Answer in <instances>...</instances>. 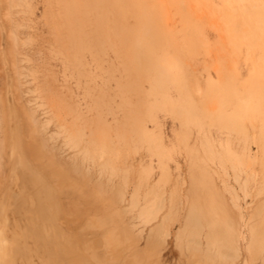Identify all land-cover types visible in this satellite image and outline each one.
<instances>
[{
  "label": "rangeland",
  "instance_id": "rangeland-1",
  "mask_svg": "<svg viewBox=\"0 0 264 264\" xmlns=\"http://www.w3.org/2000/svg\"><path fill=\"white\" fill-rule=\"evenodd\" d=\"M28 2L30 9L26 13L18 12L19 16L13 10L7 11L6 6L0 3V38L3 42L0 53V97L3 98L0 112L2 111L6 118L0 124V175H5L4 158L10 139L32 136L41 146L43 156L63 167L68 173L71 193L74 196L79 194L76 208L80 213L77 219H83L79 220L80 224L83 222L81 224L83 231L70 227V233L79 236L90 256L97 253L99 261L110 264H123L128 259L133 260L135 264H198L199 260L200 263L203 257L191 255L186 246L178 248L175 233L180 226L179 222L172 226L171 236L164 243H159L149 237V227H145L139 220V208H132L130 196L137 172L141 168L155 167L154 159L145 151L143 144L139 143L137 135V126L145 119V111L152 100L148 96L150 94L148 79L151 72L146 71L140 75L130 70L118 72L115 69L117 66H125L126 59L123 55L126 48L134 54L139 63L143 62L144 55L138 47L140 35L156 36L154 57H159L163 49L169 56L181 62L186 78V91L195 107L196 118V123L187 128L188 147L192 149L194 156L203 159L209 154L204 148V142H207L212 150L209 156L214 158L217 166L221 165V162L226 166L233 162L253 173L255 180H250L248 184L250 193L248 197L244 196L231 178H224L222 173H218V177L215 178L225 206L231 208L230 213L233 215L231 216L237 217L236 213L233 214L235 210L229 206L231 201L229 195L222 190V184L232 187L237 193V204L241 207L243 217H247L259 200L254 199L253 194L261 177L259 165L254 161L258 155L257 141L261 123L253 107L259 105V96L264 91V42L253 33H250L248 38L232 40L222 13H228L231 7H235L237 17H240L239 13L250 0H188L187 5L181 0H28ZM119 7L125 9L122 16L118 12ZM72 8L82 10L79 16L88 32L100 31L101 15L105 12L112 47L119 52L123 46L124 52L120 59L116 58L112 48L108 47L104 63L106 71L100 74L93 70L95 76L92 82L85 81L88 80V76L69 71L56 52L58 47L56 28L65 21ZM8 15H11L10 21L14 20L13 23L21 22V27H18L20 30L18 28V32L14 30L17 33L13 34L16 36L15 39L5 24ZM181 15L186 16L190 26L182 23ZM254 43L261 44L262 48L255 47ZM15 55L22 61L13 63L11 57ZM225 85L230 87V96L232 95L237 105L233 104L234 102L232 103L234 106L225 105L223 117L229 122L227 128H222L217 123H209L205 114L208 112L209 103H213L215 99L221 101L218 92ZM38 95L39 99L35 97ZM39 104L42 107H37ZM43 105L50 108H44ZM156 117L155 131L161 136L164 148L169 149V152L170 149L173 150L171 155L175 162H170L172 176L175 178L177 173H180L182 177H186L191 155L180 145L183 130L175 119L162 112H156ZM45 120L66 123L65 127L71 131L83 128L91 139L87 137L84 144L87 145L90 140L89 143L95 145H87L91 153L93 155L99 153L97 156L94 155L96 160L100 161L105 155L115 161L114 164L120 168L119 171L131 167L129 183L124 188L126 192L124 201L114 195L120 185L117 180L120 179L119 173L111 183L107 181L105 175H100L101 170L98 166L82 165L77 161L80 160V156L61 142L63 140L56 136L57 131L52 125L47 132L43 131ZM99 138L103 140L99 142ZM74 161L75 164L72 165ZM175 163L178 164V170L175 169ZM85 170H88V173ZM156 174L157 170L154 169L153 179H156ZM2 176L0 186L3 182L1 178L5 177ZM244 179V175H240V181L243 182ZM140 201L139 205L147 204V200L145 203L141 199ZM95 210L100 215L112 217L109 219L111 227L106 229L95 224V220L92 219ZM116 233L118 236L114 235ZM239 239L243 251L247 234L242 225L239 227ZM114 240L119 242L116 243ZM150 240L151 242H148ZM115 248L121 249L119 251L122 254L117 260L113 259ZM247 255L242 252L241 259L226 263H221L210 256L206 257V262L261 264L259 259L254 262ZM203 260L205 262L204 258Z\"/></svg>",
  "mask_w": 264,
  "mask_h": 264
},
{
  "label": "bare ground",
  "instance_id": "bare-ground-1",
  "mask_svg": "<svg viewBox=\"0 0 264 264\" xmlns=\"http://www.w3.org/2000/svg\"><path fill=\"white\" fill-rule=\"evenodd\" d=\"M181 2L186 5L188 4V0H181ZM0 3L6 6L7 11H15L16 15L18 12L20 14L26 13L30 9L28 0H1ZM124 10L123 7L118 8L120 16L124 14ZM80 13H82L80 8H72L65 21L61 22L56 28L57 31L55 33L58 41L56 52L61 57L64 65H67L69 71L81 76H88V80L85 81L92 82V78L95 76L92 73L93 70L98 71L100 74H104L106 71L104 63L106 62L105 58L108 47L112 48V52L118 59L122 58L121 54L124 51L123 46H121L122 51L117 52L111 45L112 40L107 30L105 12H102L101 15L99 32L97 30L96 32H88L86 25L82 23L79 16ZM239 14L240 17H237L238 12L235 7H231L228 13H222L228 34L232 40H242L243 37L248 38V35L253 33L264 42V0H250V3L244 6V9ZM8 16H6L7 20L5 24L13 35L16 33L14 30L21 27V22L20 24L18 22L13 23L14 20L10 21L11 15ZM17 16H19V13ZM181 21L186 26H190L186 20V16L181 15ZM253 38L255 39V37ZM1 39L0 53H2L1 43H3ZM156 43L157 39L155 35H140L138 47L144 55L143 62L139 63L134 54L126 48L124 55L122 54L126 59V62H124L125 66H117L115 69L118 72L130 70L140 75L146 71L151 72V76L148 79L150 89L148 96L152 100L145 111V119L142 124L137 126V135L139 143L143 144L145 151L154 159L155 167L141 168L137 172L130 196L132 208H139V220L145 227H149V237H152L159 243H164L171 236L172 226L179 222L180 226L175 233L176 244L179 249H182V246H186L191 255H200L205 259L204 262L202 258L200 263L198 259V264H209L206 262V257L210 256L215 257L221 263L234 262L241 259L242 252H245L246 255L248 254L247 256L252 261L255 262L259 259L260 263L264 264V91L259 96V105L253 107L255 115L261 123L257 141L258 155L254 159L259 165L261 177L253 194V198L259 200H257L258 203L254 206L251 213L247 217H243L241 207L237 204V193L232 187L222 184V190L229 195L231 201V205L229 206H232V209L235 210V212H231L237 215L236 218H233V215L230 213L231 208L229 209L224 204L215 178L218 177V173H222L224 178H231L238 185L244 196L248 197L250 196L248 184L250 180H255V176L247 169H243L233 162L229 163L228 166L221 162V165L217 166L214 163V158L209 156V154H212V150L207 142H204V148L209 154L205 158L202 157L203 159L200 157L198 159V156H194L192 149L188 147L189 133L187 132V128L196 123L195 107L186 91V78L181 62L169 56L166 50L163 49L159 57H154ZM254 46L262 48V45L258 43H254ZM3 57L5 56L3 55ZM11 60L16 64L22 61L16 55L12 56ZM89 67L91 69H88ZM4 79L6 78L4 77ZM229 90L230 87L225 85L218 92L221 101L215 99L213 103H209V107L207 106L208 112L206 111L205 114L209 123H217L222 128H227L229 122L223 117L225 105H231L233 102V104L237 105L234 101L235 99L231 97L232 95L230 96L231 91L229 93ZM35 97L39 99L38 97L40 96ZM222 99L225 100L223 101ZM2 100L3 98L0 97V103H2ZM42 101L41 103L44 102ZM13 106H15V103H13ZM39 106L40 104L37 107ZM47 108H50V106ZM101 108L102 105L100 104L99 109ZM49 112L52 113L50 109ZM156 112H162L175 119L178 126L183 130L180 137V145L191 155L186 177H182L180 173H177L175 178L172 176L170 162H175L171 155L173 150L170 149L171 151L169 152V149L164 148L161 136L154 129V127H157ZM4 115L1 111L0 124L6 119ZM16 116L18 117V115ZM29 119L32 118L29 117ZM51 120H45L46 123L44 122L43 131L47 132L49 126L52 125L57 131L56 136L63 140L61 142L80 156V160H77L78 162L80 161L82 165L90 164L89 166H98V169L102 172V174L99 172L100 175H105L108 182H111L119 173L120 176L118 177L120 179L117 178V180H119L120 185L114 195L119 200L124 201L126 194L124 188L128 186L129 177L132 173L131 167L123 170L121 168L122 171H119L120 168L118 169V166L115 165L116 163L114 164L115 161L113 162L111 158L105 156V153L103 154L104 157H100V161L96 160L95 154L93 155L91 149L87 146L91 144L89 143L91 139L83 128L71 131L66 128L67 126L65 127L66 123L63 124L58 121L53 123L55 119ZM26 136L10 139L8 151H6L7 153H5L4 158L5 177L0 175L4 177L1 178L3 182L0 186V264H110L99 261L96 256L97 253L90 256L87 253L88 251L86 252L79 236L76 234L71 235L70 227L75 228V230L83 228L81 226L83 222L81 224L79 222V220L83 219H77L80 213L76 208L79 194L76 195L74 193L76 195L74 196L71 193V182L65 169L45 158L42 154L41 146L36 140L32 136ZM87 137L90 140L85 145ZM91 138L93 140V137ZM99 139V142L103 140ZM95 140L94 142H96ZM101 144L100 146H102ZM70 158L72 160V157ZM75 161L72 165L75 164ZM70 162L72 163V161ZM175 165V169L178 170V164L175 163ZM154 169L157 170L156 179L152 178ZM86 172L88 173V170ZM240 175H244L245 179L244 181L242 180L243 182L240 181ZM99 179L101 180V178ZM140 199L144 203L147 200V204L144 205L142 203L141 205L144 206L139 205ZM97 212L92 217L95 220V224L98 227L102 226L106 229L111 227L112 224H110L111 221L109 219L112 217L108 218V216L100 215ZM87 224L89 225L90 223ZM240 225H242L247 234L243 251L239 239ZM114 235L118 236L117 233ZM118 242L116 241V243ZM148 242H151V240ZM115 250L113 259H120L122 254L119 250L121 249L115 248ZM212 262L214 263V261ZM126 263L135 264L131 259L123 262V264ZM244 263L246 264L247 262Z\"/></svg>",
  "mask_w": 264,
  "mask_h": 264
}]
</instances>
